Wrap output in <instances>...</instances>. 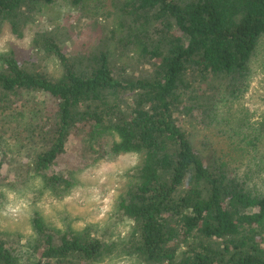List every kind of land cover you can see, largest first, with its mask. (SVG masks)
Returning a JSON list of instances; mask_svg holds the SVG:
<instances>
[{"label":"trees","instance_id":"16d2710c","mask_svg":"<svg viewBox=\"0 0 264 264\" xmlns=\"http://www.w3.org/2000/svg\"><path fill=\"white\" fill-rule=\"evenodd\" d=\"M56 1L0 0V37L33 29L32 51L58 65L54 74L49 60L0 53V128L24 114L32 147L28 162L13 163L16 174L39 178L58 196L73 188L82 164L141 153L118 202L131 231L112 240L95 225L60 229L35 213L24 243L0 233V264H100L115 256L141 264H264V119L243 125L234 110L255 74L264 0L119 1L117 27L75 53L63 47L69 28L40 20ZM68 1L83 8L89 0ZM121 48L136 61L117 62ZM38 94L50 100L40 114L30 107ZM187 119L226 128L228 149H210L207 134L198 148ZM0 152V185L10 184L2 145Z\"/></svg>","mask_w":264,"mask_h":264},{"label":"rangeland","instance_id":"374dc122","mask_svg":"<svg viewBox=\"0 0 264 264\" xmlns=\"http://www.w3.org/2000/svg\"><path fill=\"white\" fill-rule=\"evenodd\" d=\"M119 1L123 0H114V3L112 0H89L85 7L80 8L73 7L68 0H57L54 4L44 6V15L39 19L42 25L49 29L55 26L69 28L72 40L63 47L67 52L75 53L86 41H92L95 48L96 43H102L104 36L112 27H117L116 22H119V18L115 21L114 8ZM120 31L119 29L116 33L119 34ZM24 33L23 38H17L11 32L5 31L0 37V53L13 49L19 57L32 63H38L39 60L47 64L49 60L50 69L56 74L58 71L56 59L38 56L32 51L33 29ZM110 44L113 45L112 42ZM113 54L120 63L130 64L136 61L128 49L121 48ZM254 66L256 70L251 87L235 104L234 109L242 117L240 119H244L243 125H256L258 121L264 119V39L254 57ZM22 102L23 100L17 101L16 106H21ZM49 104L47 95L38 94L30 107L35 108L32 110L34 113L40 114L46 112ZM185 125L193 132L194 143L198 148L202 145V137L207 134L210 137V149L214 144L219 151L228 149L226 128L211 127L209 130L196 122L191 123L189 119L185 120ZM29 135L30 127L23 113L17 115L11 128H0V145L6 149L3 177L6 182H10L0 185V233L9 241L18 239L19 243H24L27 237L32 235L31 218L38 213L48 224L60 229L81 230L87 225H95L101 230H107L112 240L126 238L131 231L132 222L121 216L118 202L130 181L127 172L141 162L142 154L124 152L115 157H105L82 164L74 174L76 184L66 194L58 196L45 188L39 178L30 179L32 176L30 174L28 180L24 182L25 179L16 174V166L13 163H26L29 160L32 147L31 144H27ZM69 153L77 155L81 150L71 147ZM1 155L0 152V158ZM255 155L260 156L259 153ZM262 161L264 164V155ZM260 173L264 177V168H261ZM263 181L264 179H260L259 183L262 184ZM262 189L264 191V187ZM100 264L141 263L132 256H115Z\"/></svg>","mask_w":264,"mask_h":264}]
</instances>
